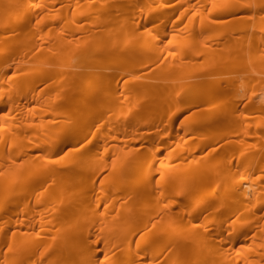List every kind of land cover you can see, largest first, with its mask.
Instances as JSON below:
<instances>
[{
    "label": "bare ground",
    "instance_id": "6f19581e",
    "mask_svg": "<svg viewBox=\"0 0 264 264\" xmlns=\"http://www.w3.org/2000/svg\"><path fill=\"white\" fill-rule=\"evenodd\" d=\"M255 22L264 0H0V264H264ZM205 32L231 57L189 72Z\"/></svg>",
    "mask_w": 264,
    "mask_h": 264
},
{
    "label": "rangeland",
    "instance_id": "374dc122",
    "mask_svg": "<svg viewBox=\"0 0 264 264\" xmlns=\"http://www.w3.org/2000/svg\"><path fill=\"white\" fill-rule=\"evenodd\" d=\"M36 1H38V0H34V2H36ZM177 16H178V13H176L173 16L174 17L173 19L177 18ZM186 19L187 18H183L182 20L178 21L177 27H178V29L181 30V31H177L178 35L175 38L167 37V38H165V40H168L170 38L171 41H174L179 36H187L189 33L187 32V28H184V26L186 24ZM252 26L253 27H251V28L254 30V32L258 33V32H260L261 29L264 28V23L262 24L259 22H255L254 24H252ZM213 34H215V33L205 32L203 35H198V37L196 38L199 41L197 46L200 50L212 49V51L214 53L212 54L213 56L211 59H207V60L204 59L202 61L193 63L194 66H193V68L189 69V72H191L193 70L199 71V70H204V69H213L214 67L213 68H210V67H212L214 65H221L222 63H225L226 61H228L230 59L232 52L229 49L222 46L221 44H219V42L222 40V38H217V36H215ZM175 47H176V45H173V43H172L171 45L168 46V49L171 52H176V49H174ZM208 47H210V48H208ZM149 70H151V68H148L146 71H149Z\"/></svg>",
    "mask_w": 264,
    "mask_h": 264
}]
</instances>
